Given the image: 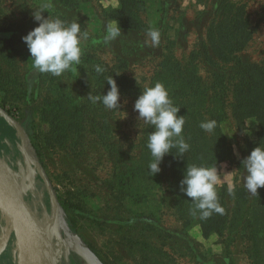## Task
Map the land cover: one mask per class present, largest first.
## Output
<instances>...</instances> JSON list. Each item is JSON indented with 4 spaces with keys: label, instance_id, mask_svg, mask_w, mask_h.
I'll return each instance as SVG.
<instances>
[{
    "label": "rangeland",
    "instance_id": "374dc122",
    "mask_svg": "<svg viewBox=\"0 0 264 264\" xmlns=\"http://www.w3.org/2000/svg\"><path fill=\"white\" fill-rule=\"evenodd\" d=\"M141 1L145 4L143 24L134 32L107 17L120 6L119 0H90L74 9L66 8L60 0H0V106L27 132L32 144L30 155L44 166L65 213V226L60 227V220L57 237L51 236L53 264H85L72 251L70 233H77L104 264H137L136 257L123 245L120 229L123 222L134 217H151L163 230L182 238V243L163 239L170 248H176L179 264H251L244 240L234 239L229 232L204 239L198 220L187 223L179 219L170 192L131 198L133 188L125 185L123 189L122 175H115L116 160H127L130 141L143 138L147 127L148 135H152L153 128L158 129L163 122L127 94L116 93L112 83L104 87L105 95L97 94L98 86L88 73L91 65L81 56L97 55L109 66L117 58L126 59L130 64L127 76L146 83L162 54L172 51V42H178V57L196 48L204 35L198 16L206 10L211 12L221 0H178L179 10L168 6L167 13L165 0ZM227 1L237 7L245 5L250 20L252 40L243 58L264 62V0ZM202 74L205 76V71ZM66 96L75 101L73 105H85L86 109L83 124L78 122L82 127L70 136L58 137L55 128L64 118L52 105ZM248 127L241 133L230 112L222 128L235 158L210 172L202 183L205 196L222 187H244L254 196L252 164L242 161L241 156L245 138H253L256 130L253 123ZM2 138L6 139L7 150L0 158L13 180L32 174L25 195L45 232L59 212H53L42 176L25 157L26 142L0 117ZM117 144L121 146L119 152L126 155L115 153ZM117 189L125 191L122 200ZM8 229L0 213V249L4 245L0 264H18L14 232L5 246Z\"/></svg>",
    "mask_w": 264,
    "mask_h": 264
},
{
    "label": "trees",
    "instance_id": "16d2710c",
    "mask_svg": "<svg viewBox=\"0 0 264 264\" xmlns=\"http://www.w3.org/2000/svg\"><path fill=\"white\" fill-rule=\"evenodd\" d=\"M88 2L60 0L68 9ZM119 2L120 6L107 17L121 22L123 29L139 31L145 4L141 0ZM164 5L165 13L168 6L178 11L180 2L165 0ZM237 6L221 0L211 12L200 14L198 25L204 35L196 48L178 57V42H172V51L162 54L146 83L127 76L130 64L126 59L117 58L112 66L97 55L84 54L81 59L91 65L88 73L95 79L97 94L105 95L104 87L112 83L116 93L127 94L163 122L161 128H153L152 135H148L147 127L143 138L130 141L127 160H116L115 175H122L123 189L125 185L133 188L131 198H146L156 191L170 192L179 219L187 223L198 220L204 239L229 232L234 239L247 242L251 264H264V62L242 56L252 32L245 5ZM73 102L66 96L52 105L64 118L55 128L58 137L70 136L83 124L86 106ZM230 112L241 133L247 132L249 123L256 127L253 138L247 136L241 148L242 161L252 164L255 193L250 196L244 187H222L205 196L202 183L210 172L235 158L222 128ZM120 149L117 144L115 153L126 155ZM117 190L122 200L125 191ZM123 223V245L136 257L137 264H179L176 248H170L163 240L167 237L182 243L176 232L163 230L151 217H134Z\"/></svg>",
    "mask_w": 264,
    "mask_h": 264
},
{
    "label": "water",
    "instance_id": "95a60500",
    "mask_svg": "<svg viewBox=\"0 0 264 264\" xmlns=\"http://www.w3.org/2000/svg\"><path fill=\"white\" fill-rule=\"evenodd\" d=\"M0 117L3 118L8 125L14 127L21 139L26 142L24 148L25 157L29 162L30 167L32 169L35 168L42 176L44 187L54 205L53 212H59L61 220L60 227L65 226L64 209L49 177L47 176L46 170L37 158H32L30 155L32 144L27 132L21 124L1 106ZM3 163L4 161L0 158V213L3 219L9 224L5 246L10 238V235L14 232L16 236L18 264H27L21 257L19 242L23 236L25 237V235H27L34 244L30 264H53L54 258L51 235L48 234V232L43 231L34 215L33 207L30 206L26 198L25 192H18L12 176L3 166ZM53 212L51 217H53ZM53 220L54 219L52 218V221ZM69 235L72 242V251L79 256L85 264H104L99 256L77 233H70ZM3 246L1 247L2 249Z\"/></svg>",
    "mask_w": 264,
    "mask_h": 264
},
{
    "label": "bare ground",
    "instance_id": "6f19581e",
    "mask_svg": "<svg viewBox=\"0 0 264 264\" xmlns=\"http://www.w3.org/2000/svg\"><path fill=\"white\" fill-rule=\"evenodd\" d=\"M32 174L28 173L26 176H24L22 178V180L20 181H13L15 184L16 189L18 190V192L20 193H24L26 192L28 185L32 184ZM21 179V178H20ZM60 221V216L59 214H56V217L54 218V220L51 222L50 226L46 229L45 232H48V234H50L51 236L57 237L58 235V231H59V227H57L59 225ZM17 227H19L18 225H16ZM20 228V227H19ZM27 239V240H26ZM20 253H21V257L22 259H24V261L27 264L31 263V257L33 254L32 249L34 248V244L31 241V239H29V237L27 235H25V237L23 236L20 240Z\"/></svg>",
    "mask_w": 264,
    "mask_h": 264
},
{
    "label": "flooded vegetation",
    "instance_id": "af4514ba",
    "mask_svg": "<svg viewBox=\"0 0 264 264\" xmlns=\"http://www.w3.org/2000/svg\"><path fill=\"white\" fill-rule=\"evenodd\" d=\"M12 130H13V128H12ZM10 139H11V137H10ZM6 139H0V156H2V155H4V153H6V150H7V145H6ZM11 141V140H10ZM13 144H14V141L12 140L11 141ZM1 239V238H0ZM7 251V250H6ZM5 251V252H6Z\"/></svg>",
    "mask_w": 264,
    "mask_h": 264
}]
</instances>
